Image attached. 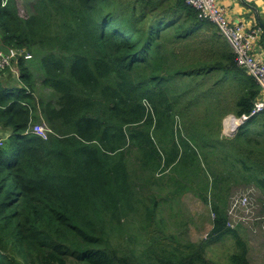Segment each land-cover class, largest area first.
Returning <instances> with one entry per match:
<instances>
[{
	"label": "trees",
	"instance_id": "obj_1",
	"mask_svg": "<svg viewBox=\"0 0 264 264\" xmlns=\"http://www.w3.org/2000/svg\"><path fill=\"white\" fill-rule=\"evenodd\" d=\"M0 264H250L227 226L236 195L264 214V112L231 137L259 85L185 0H0ZM30 61H35L34 67ZM14 68L17 73L15 74ZM39 71V72H38ZM45 123L46 140L28 133ZM189 194L208 239L159 226Z\"/></svg>",
	"mask_w": 264,
	"mask_h": 264
},
{
	"label": "built area",
	"instance_id": "obj_2",
	"mask_svg": "<svg viewBox=\"0 0 264 264\" xmlns=\"http://www.w3.org/2000/svg\"><path fill=\"white\" fill-rule=\"evenodd\" d=\"M185 3L197 11L199 18L209 21L217 28L220 35L231 48L236 65L243 69L259 85L261 94L254 102L250 113L239 118L233 115L228 116L223 121L222 134L225 137H231L236 133L238 127L250 117L264 112V61L256 58L252 53L257 32L247 30L243 23H231L226 16L225 10L218 5L216 0H185ZM17 56H23L25 60L31 58L29 54H24L23 51L19 52L12 48L0 49V70L11 67ZM27 132L43 140H46L51 134L50 129L43 122L30 126ZM237 214L240 218V221L238 220L239 223L251 233H255L259 230V227H262L264 231V215L252 217L249 223L246 222V218L249 216L246 198H235L232 201L227 215L236 216ZM227 226L232 227L229 220L227 221Z\"/></svg>",
	"mask_w": 264,
	"mask_h": 264
},
{
	"label": "rangeland",
	"instance_id": "obj_3",
	"mask_svg": "<svg viewBox=\"0 0 264 264\" xmlns=\"http://www.w3.org/2000/svg\"><path fill=\"white\" fill-rule=\"evenodd\" d=\"M34 0H17V6L20 16L24 17L30 9V5ZM34 65L35 61H30ZM38 70L39 65H37ZM14 72L17 73L16 68ZM39 72V71H38ZM232 114H228L222 119L223 121ZM223 135V134H222ZM243 195V196H240ZM246 198L249 209V216L246 218V222H250L252 217L263 216L261 209L256 201L257 195L252 192L248 194L246 192L236 195L235 198ZM228 220L232 224L231 228H234L239 236L246 241L248 249V260L250 264H264V231L262 227H259L255 233H251L248 229L239 223L240 218L238 214L236 216H229ZM239 220V221H238ZM212 215L209 210V206L202 203L200 200L187 194L180 207H177L173 212H167L163 215L162 221L159 226L166 233H178L180 231L186 233V238L194 243L208 239V234L211 229ZM234 251V243L232 238L221 240H208L206 243L205 255L208 259L214 261L217 264H228L227 257Z\"/></svg>",
	"mask_w": 264,
	"mask_h": 264
},
{
	"label": "crops",
	"instance_id": "obj_4",
	"mask_svg": "<svg viewBox=\"0 0 264 264\" xmlns=\"http://www.w3.org/2000/svg\"><path fill=\"white\" fill-rule=\"evenodd\" d=\"M216 1L225 10L231 23H243L247 30L257 32L252 53L256 58L264 61V0Z\"/></svg>",
	"mask_w": 264,
	"mask_h": 264
},
{
	"label": "water",
	"instance_id": "obj_5",
	"mask_svg": "<svg viewBox=\"0 0 264 264\" xmlns=\"http://www.w3.org/2000/svg\"><path fill=\"white\" fill-rule=\"evenodd\" d=\"M239 125H240V124H239ZM239 125H238V126H239Z\"/></svg>",
	"mask_w": 264,
	"mask_h": 264
}]
</instances>
